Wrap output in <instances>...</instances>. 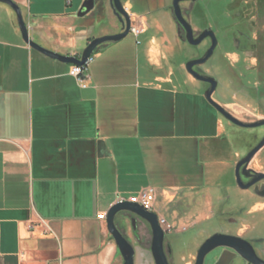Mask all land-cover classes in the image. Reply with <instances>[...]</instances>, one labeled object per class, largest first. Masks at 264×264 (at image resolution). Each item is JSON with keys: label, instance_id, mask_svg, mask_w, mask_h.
<instances>
[{"label": "crops", "instance_id": "crops-1", "mask_svg": "<svg viewBox=\"0 0 264 264\" xmlns=\"http://www.w3.org/2000/svg\"><path fill=\"white\" fill-rule=\"evenodd\" d=\"M11 1L32 40L63 55H80L95 37V16L111 10L108 0H94V9L77 17L83 0ZM119 30L116 23L101 33ZM121 40L99 47L81 84L72 65L23 42L14 11L0 2V264H122L98 215L117 197L148 187L155 208L161 194L164 214L189 221L177 233L217 214L205 198L192 219L189 206L180 209L198 203L190 197L207 183L198 162L202 135L186 132L199 122L185 117V85L158 75L139 82V50ZM239 201L245 215H264L262 200ZM116 223L135 249L134 264H154L148 226L139 221L135 233L128 220ZM255 224H241L235 234L243 237ZM259 238L251 233L249 240ZM164 248L169 264H194L197 250L178 252L175 263L166 240ZM234 261L219 248L207 264Z\"/></svg>", "mask_w": 264, "mask_h": 264}, {"label": "rangeland", "instance_id": "rangeland-1", "mask_svg": "<svg viewBox=\"0 0 264 264\" xmlns=\"http://www.w3.org/2000/svg\"><path fill=\"white\" fill-rule=\"evenodd\" d=\"M133 19L144 23V30L137 37L128 33L121 41L130 43L129 46L138 48L139 82L144 77L153 79L154 76L169 77L175 84H184L185 92L188 95L185 105V117L187 121L194 119L199 122L200 128L194 130L187 124V133L196 132L202 135L200 154L198 162L202 171L205 173L207 183L201 189L196 190L191 200L196 199L198 203L192 201L184 203L180 209H186L188 206L191 212L188 213L192 219L194 217V206L200 205L203 198L209 200L210 206L217 212L212 219H197L195 226L188 227L181 232H175V228L189 225V221L178 220L170 213L162 211L164 208L169 210L167 203L162 199V195H157V207H160V213L169 222L173 229L165 233V239L172 248V256L175 263L179 262V253L191 251L196 252L198 244L204 239L216 232H230L236 235L241 224L252 223L256 221V229H249L242 236L249 240L250 234L264 237V215L258 212H252L247 215L244 210H240L239 201L243 198H250V194L241 190L235 185L234 167L236 159L244 153L247 147L255 141V134L263 132L262 127L255 129L238 128L224 118H222L201 96L204 85L201 81L193 79L184 69L186 61L196 56L204 48V43L191 46L187 42L179 40L176 36L168 6L170 0H149L150 5H146L142 0H120ZM233 0H199L195 6L192 16L194 31L202 30L204 25H209L216 32L219 43L220 53L227 57L228 65L220 63L217 53L212 59H209L203 66L204 72L208 75L220 77L221 83L213 93L212 98L230 111L247 114L250 117H262L264 115V94L257 101H254L250 92L252 85H256L259 80H264V8L256 19L255 27L246 28L249 34L255 39V42L241 43L239 51L231 47L230 36L236 30H243L241 23L232 25V16L238 9L232 10ZM188 7V4H182ZM243 13L242 10L239 11ZM101 13H99L100 15ZM98 16V15H96ZM91 23L93 36H101V32H108L114 29L117 22L116 17L111 10L106 14L96 17ZM103 33L102 35H105ZM236 37V33L233 34ZM258 39V41H257ZM155 48L149 51V48ZM46 48V47H45ZM99 48L93 52V56ZM130 76L135 72V63L132 60ZM233 68L238 74L230 75L229 68ZM244 74V77L241 75ZM242 77V78H240ZM246 79V84L243 79ZM264 86V85H263ZM252 166L256 169L264 170V147H262L254 156ZM156 183L152 186H156ZM186 192V191H185ZM187 193V192H186ZM253 198L250 201H253ZM238 217H242L241 223ZM263 217V218H262ZM232 220V221H231ZM190 226V225H189ZM255 228V227H254ZM254 243V242H251ZM257 254L262 255L261 247L254 246ZM214 249L208 253L204 259H207L218 251ZM179 252V253H178Z\"/></svg>", "mask_w": 264, "mask_h": 264}, {"label": "water", "instance_id": "water-1", "mask_svg": "<svg viewBox=\"0 0 264 264\" xmlns=\"http://www.w3.org/2000/svg\"><path fill=\"white\" fill-rule=\"evenodd\" d=\"M110 9L113 15L116 17L119 23L120 30L116 33L105 34L91 38L87 45L83 48L80 55H63L47 49L40 44L36 43L29 36L27 24L25 23L19 7L11 0H0L1 3H5L11 7L16 16V22L19 29L20 36L23 42L30 48L36 50L42 55L69 65H83L86 59L93 54V52L103 46L104 44L111 42H118L123 39L129 33L130 27V14L127 9L122 5L120 0H108ZM187 0H172L171 12L176 18L177 23L184 30V38L186 42L191 46L199 45L205 38L210 39V44L205 52L198 58L190 59L185 62V71L195 80L207 82L208 88L203 92V98L205 101L217 110L226 120L231 123L245 128H254L264 125V119L255 122L247 123L234 117L223 106L216 102L212 98V94L217 87V80L213 76L202 74L199 70L195 69V66H200L206 63L212 56L216 46L217 38L211 27L204 28L198 35H194V31L190 23L183 17L179 3ZM195 1V0H190ZM94 9V0H83L76 15L77 17H84ZM264 146V136L260 141L242 158L234 167L235 183L240 189H246L254 182L264 178V172H254L247 169V164L255 156V154ZM242 166V174L249 176L250 173L253 179L244 184L241 179L239 168ZM119 223L126 224V220L129 221L132 229H135V222H144L151 232L150 252L152 254L154 264H169L167 259V252L164 248L165 232L158 223V216L155 212L147 211L141 208L138 204L129 202L127 200L121 203L112 204L105 212V227L107 232L113 238L119 253L123 259L122 264H134V247L129 243L126 237L118 227L116 220ZM261 242L264 238L257 239ZM262 248L260 256L257 254L255 247L251 241L245 240L242 237L233 234H227L222 232H216L208 236L199 246L194 264H204V259L208 253L216 248H223L224 254H229L235 260L234 264H264V247ZM169 252V251H168Z\"/></svg>", "mask_w": 264, "mask_h": 264}, {"label": "flooded vegetation", "instance_id": "flooded-vegetation-1", "mask_svg": "<svg viewBox=\"0 0 264 264\" xmlns=\"http://www.w3.org/2000/svg\"><path fill=\"white\" fill-rule=\"evenodd\" d=\"M142 1L146 5H150L149 0H142ZM151 1H157V0H151ZM198 1L199 0H195V1L187 0V1H181L179 3L183 17L190 23V25L192 26V28H193V23H192V16L191 15L194 13V9H195V6L198 4ZM171 2H172V0H170V4L168 6V10H169V13H170V16H171L173 25L175 27L176 36H177V38L179 40H181L183 42H186V40L184 38V30L177 23L176 18L174 17V15L171 12V9H172L171 8ZM184 3L188 4V7H185L184 5H182ZM231 8H232V10L238 9L239 11L242 10V12H243V13H240L239 11L238 12H235L234 16H232V25L235 26L238 23H241V25L243 27V30H239L238 29L235 32H232L231 33V36H230V44H231V47L234 48L235 50L239 51L241 49V43H245V45H246V43L255 42V39L249 34V32H248V30L246 28H248V27H255L256 26V24H257L256 21H255L256 19H254V18L256 16H258L260 14V12H263L264 0H233L232 3H231ZM133 18H134L133 15L130 14V21H131L130 23L143 24V26H145L143 22L137 21L136 18L135 19H133ZM207 27H210V26L208 24L207 25H204L202 27V30L204 28H207ZM202 30H200V31H194V29H193L194 35L195 36L198 35ZM213 31H214V29H213ZM214 33H215L216 38H217V46H216V48H215L212 56L209 59H212L214 57V55L217 53L219 62L228 65L227 57L225 55H223V54L220 53V46L222 44L220 45L219 38H218V36H217V34H216L215 31H214ZM235 33H236V37L233 35ZM257 41H258V39H257ZM202 43H204V45H205L204 48H203V50L200 53H198L196 56L191 57L190 59H194V58L200 57L205 52V50L208 48V46L210 44V39L209 38H205L200 44H202ZM204 64H202L200 66H195L194 68L197 69V70H199L202 74L208 75V74H206L204 72V69H203ZM229 72H230V75H232V76L233 75H236V74L239 75V73H237L232 67L229 68ZM208 76H213V77L216 78V80H217V87L215 89V91H216L217 88L219 87L220 83H221L220 77H218L216 75H208ZM241 76L244 77V74H242ZM242 77H240V78H242ZM243 80H244V83L246 84V79L244 78ZM202 83L204 85V88H203V91H202L201 96L203 97V92L208 88L209 84L207 82H202ZM263 85H264V80L263 81H260L259 80V82L256 85H252L250 94H251V96H252V98H253L254 101H257L259 99V97L262 94H264V86ZM226 110L229 111L237 119H239V120H241L243 122H247V123H251V122H255V121L263 120L264 119V115L262 117H255V116H251L250 117L247 114L239 115V113H237V112L230 111L228 109H226ZM215 111L222 118H224L217 110H215ZM226 121H228V120H226ZM228 122L231 123L230 121H228ZM231 124L234 125V126H236V127H238V128H242V129H255V128H257V127H254V128H245V127L237 126V125H235L233 123H231ZM258 127H262L263 128V132L261 134H255V138H254L255 141H254V143L251 146L249 145L247 147V149L244 151V153L241 154L236 159L235 164L240 159H242L260 141V139L264 136V125H261V126H258ZM253 158L247 164V169H249L250 171H254V172H264V170L256 169V168H254L252 166L251 163H252ZM239 171H240V175H241L242 182L244 184L249 183L253 179V176H252L251 173H250L249 176H246V175H244V174L241 173L242 172V166L239 168ZM235 185H236V183H235ZM241 190L246 191L247 193L250 194V198L247 197L246 199L252 200L253 198H256V199H260V200H262L264 202V178L263 179H260V180H258L256 182H254L248 188L241 189ZM138 227H139V221H136L135 222V229H134L135 233L138 232ZM223 233L230 234V232H227V231L226 232H223ZM253 242H254V243H252L253 246H258V247L259 246H263L264 247V241L261 242L259 240H255Z\"/></svg>", "mask_w": 264, "mask_h": 264}, {"label": "built area", "instance_id": "built-area-1", "mask_svg": "<svg viewBox=\"0 0 264 264\" xmlns=\"http://www.w3.org/2000/svg\"><path fill=\"white\" fill-rule=\"evenodd\" d=\"M143 30H144L143 24L130 23L129 33L133 34L135 37H137L141 32H143ZM92 60H93V55L91 54L86 59L83 65L71 66L69 73L76 79L78 83L82 84V82L84 81V76H85L84 73L87 70L88 65L92 62ZM125 200L138 204L144 210L155 212L158 216V223L165 233L170 232L173 229L172 225L169 222H167V220L163 216H160L155 210V189L153 187H148L142 190L141 192L128 197V199L117 197L116 201L113 204L121 203ZM104 217L105 214L98 215V218L100 219H104Z\"/></svg>", "mask_w": 264, "mask_h": 264}]
</instances>
